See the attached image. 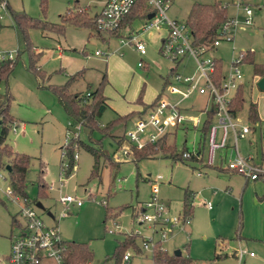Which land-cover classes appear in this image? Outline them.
Instances as JSON below:
<instances>
[{
	"label": "rangeland",
	"instance_id": "374dc122",
	"mask_svg": "<svg viewBox=\"0 0 264 264\" xmlns=\"http://www.w3.org/2000/svg\"><path fill=\"white\" fill-rule=\"evenodd\" d=\"M168 1V15L179 21L186 20L195 3H226L229 16H236L239 20L242 18V12L230 3L231 0ZM7 4L13 12L58 23L61 15L75 7H87L90 15L94 14L99 10L101 0H7ZM0 15V49L17 52L21 41L11 13L4 9ZM132 23L131 29L143 37L149 34L142 33L141 19ZM120 33L126 36L125 32ZM28 38L32 51L38 54L35 66L40 68L44 79L38 81L28 70V53L21 51L13 70L0 83V99L7 94L11 96L9 114L19 125L16 134L8 132L5 143L13 152L30 158L25 194L29 202L39 201L52 212L56 222L41 211L38 214L47 225L56 227L64 242L83 245L90 253V259L83 264H152V253L142 248L141 238L136 240L140 253L133 248L117 253V248L124 240L123 234L131 235L137 230L142 236L148 235L145 226L134 223L133 216L139 205L149 199L151 180L158 176L161 182L157 196L170 205L173 215L181 213L186 190L193 193L190 223L184 226V230L174 229L162 241L169 256L179 250L181 257H189L196 264H264V246L257 242H250L246 247L239 246L235 241L239 228L242 236L264 238V183L247 184L238 174L217 171L215 167L224 165L223 161L220 164L218 158L212 167L190 160L183 163L175 161L172 155L160 152L140 160L132 156L125 159L120 154L123 144L118 146L109 135L100 131L94 132V142L90 143L86 130L82 129L80 141L100 148L112 160L104 162V158H101L99 176L91 178L94 160L74 143L78 133L70 141L75 145L77 160L70 173L64 174L66 168L62 164H67V161L62 157L61 149L66 131L73 132V127L69 126V118L50 87L64 85L70 76L80 73L69 84L68 90L70 94L83 96L95 91L105 76L102 92L109 107L98 119L100 129L118 115L136 110L134 100L143 89L148 92L147 101L156 94H161V99L171 100L172 96L165 85L168 81L163 79H166L173 63L158 52L153 41L146 42L141 37L146 43L147 52L140 56L127 39L120 41L118 37L105 32L98 34L94 28L72 24L65 25L63 34L31 27ZM95 51L101 54L95 55ZM245 51L253 52L254 63L264 64V10H255L252 25L237 24L233 29V39L221 41L208 55L221 60L225 73L231 61ZM140 61L143 62L142 68L137 67ZM193 68V60L185 58L178 73L191 74ZM241 73L244 77V105L238 117L241 124L250 125L247 121L248 106L251 102L255 103L261 112L264 109V91L256 86L257 77L251 63L242 64ZM203 103L204 99L196 98L188 106L199 109ZM143 110L144 106L139 111L131 112L134 116L125 132L132 128L133 120L146 113ZM197 141L196 131L187 130L184 133L179 129L176 133V152L180 153L183 146L190 149L192 143ZM244 144L239 142L240 149L244 148ZM0 175L5 178L0 180V264H6L10 239L17 235L19 225L23 224L18 213L22 202L18 205L10 202L6 196L10 180L5 168H0ZM39 180H43L46 188L43 195L38 188ZM62 195H71L83 205L80 208L70 207L67 215L59 218L63 208L57 200ZM207 203H210L211 209L206 207ZM13 217L19 225L12 223ZM222 249L227 253L242 252V261L239 262L237 257L225 261L214 260V253ZM125 253L131 257L128 263L122 261ZM250 253L255 257L250 258Z\"/></svg>",
	"mask_w": 264,
	"mask_h": 264
},
{
	"label": "built area",
	"instance_id": "2783aa9c",
	"mask_svg": "<svg viewBox=\"0 0 264 264\" xmlns=\"http://www.w3.org/2000/svg\"><path fill=\"white\" fill-rule=\"evenodd\" d=\"M136 1L104 0L100 10L95 13L97 31L108 34L118 30L123 18L131 11ZM168 2V0H146V17L142 20L141 30H159L160 28L166 30L158 51L173 63L172 71L165 79L166 82L168 81L165 85L168 86V93L172 99H161L160 96L141 118L134 121L132 128L125 133L126 145L120 147L121 156L125 159L131 157L130 146L140 150L146 145H156L164 137L176 142V133L179 129H182L184 133H187V130H193L199 133V139L197 143H192L190 149L186 148L187 150L182 153L184 159L206 155L205 165L213 166L215 160L219 159V155H230L225 160V171L242 176L246 182H264L262 164L257 162L251 153L243 154L239 147V142L250 133L251 126L241 124V119L238 117L240 112L233 113L231 110L236 91L243 86L244 77L241 73L243 52L231 61L227 72L222 71L219 84L214 79L215 60L218 58L208 55L220 45L221 41L233 39V29L237 24L252 25L255 10H264V0H231L230 3L242 12V18L239 20L236 16L228 15L229 17L217 28L216 38L211 44L194 43L185 21H179L168 15ZM6 4L7 0H2L0 11L6 9ZM224 5L227 6L226 3ZM150 14L152 16L148 18ZM1 18L2 15H0ZM139 35L140 33L135 31L118 39L120 41L127 39L143 56L147 52L146 43ZM94 53L101 54L100 51ZM15 56L14 50L0 49V62L13 59ZM184 57H189L194 62L191 74L182 75L177 71ZM137 67L142 68L143 62H138ZM196 98L204 99L199 109L188 106V103ZM208 113L211 115V122L205 135L204 149L201 150L198 143L201 140V129L208 119ZM18 127L19 125L14 122L10 131L16 134ZM78 133L79 126L73 127V132L66 131L61 149L63 158H65V147ZM73 158L76 161L77 154H74ZM62 165L67 168V164ZM197 176L200 174L197 173ZM4 179L3 175H0V180ZM160 182V176L151 180V195L146 202L139 205L134 215V223L145 226L148 235L142 236L137 230L133 235L141 238L142 248L149 249L152 254L156 249L167 252L162 241L166 240L174 229L184 230V226L191 220L190 216L184 213L173 215L168 205L159 199L157 192ZM6 196L10 202L17 205L22 202L18 213L23 220V224L19 225V232L12 237L6 264H66V242L59 237L55 226L47 225L41 219L38 214L41 210L35 207V203L15 194L11 187L6 191ZM57 203L63 208L59 218H64L70 207L80 208L83 205V202L71 195L60 196ZM206 207L211 209L210 203H207ZM46 211L52 214L50 210L46 209ZM52 216L53 218L47 217L56 222V217L53 214ZM16 222L18 223L17 220ZM130 258V255L125 253L122 261L128 263Z\"/></svg>",
	"mask_w": 264,
	"mask_h": 264
},
{
	"label": "trees",
	"instance_id": "16d2710c",
	"mask_svg": "<svg viewBox=\"0 0 264 264\" xmlns=\"http://www.w3.org/2000/svg\"><path fill=\"white\" fill-rule=\"evenodd\" d=\"M2 0H0L1 4ZM6 9L10 11L11 16L14 21L16 30L21 41V47L16 52V56L13 59L3 60L0 62V83L2 80L6 79L7 76L13 70L16 62L20 57L21 51L28 53L29 57V66L28 70L32 72L38 81L44 79L43 73H41L40 68L35 66V61L38 56L37 53L32 51L31 43L28 38V29L31 27L39 28L42 31L50 30L55 31L58 34L64 33V27L66 24H72L79 27H89L94 28L98 34H100L96 29L95 24V14L90 15L87 7H75L74 9H68L65 14L60 16V22L53 23L46 20H41L38 18L28 17L23 12H13L10 10L8 4H6ZM146 0H137L132 7L131 11L123 18L120 28L116 31L108 33L114 37H121V29L123 27L131 26L132 22L136 19H143L146 17ZM227 6L222 3H213V4H199L195 3L191 6L188 15L186 17L185 23L189 27L194 43H203L211 44L217 35V28L221 23H223L227 18ZM129 35V34H128ZM202 40V42H201ZM253 52L245 51L242 55V64L251 63L254 69V75L256 77L264 76V64H256L253 60ZM171 72V71H170ZM80 73L70 76L69 80L61 86L50 87V90L56 96L58 102L63 107L69 118V124L72 127L79 126V136L77 137L74 143L77 147L83 148L88 152L94 160L90 177H98L100 169V159L104 158V162H110L112 158L102 151L98 147L90 146L89 144L83 143L80 141V132L82 129L86 130V136L88 141L94 142L92 136L95 131H100L109 135L118 146L126 145L125 138V129L129 121L134 116L133 113H129L124 116L118 115L112 122L102 127L98 123V119L101 117L105 109L107 108L106 98L103 95L102 88L106 82L105 76L102 77V82L100 86L89 96L78 94H70L68 90L69 84L79 76ZM222 77V62L218 58L215 60V75L214 79L217 84L220 83ZM142 91L140 92L137 102H141ZM160 96L150 104L143 105L145 113L149 107H151ZM11 96L9 94L5 95L0 99V168H5L8 173V178L10 180V187L15 194H18L23 199L28 200L27 195L25 194L26 187V174L28 171L30 158L26 155L17 154L12 151V149L5 143L8 132L10 131L13 123L15 122L9 114V104ZM244 105L243 98V86H240L236 91L234 99L232 101L231 110L233 113L241 112ZM247 119L250 123H260V119L257 114V105L255 103H250L248 106ZM211 122V115L208 113V119L204 122L201 129V140L198 143V146L201 150L204 149V140L205 135L208 130V126ZM122 129V130H120ZM116 131V132H115ZM122 131V133H120ZM119 133V134H118ZM264 137V135H263ZM132 157L135 160L144 159L146 156L154 155L157 152H160L163 155H172L175 161L186 162L188 160L194 162H201V155L192 156L188 159H184L182 153L187 150L186 146H183L180 153L176 152V143L175 141H169V138L164 137L156 145H146L143 149L137 150L134 147L130 146ZM65 159L67 161V168L64 171V174L68 175L74 166V153L75 145L71 144L65 147ZM43 180H39L38 188L42 195L44 194L46 188ZM192 198L193 193L189 190H186L184 193L183 200V211L184 214L189 215L192 211ZM38 201H33L36 203ZM135 215V214H134ZM190 216V215H189ZM134 217V216H133ZM12 223L16 226L19 225L16 222V218L13 217ZM240 228L236 232V238L240 236ZM124 235V240L119 243L117 248V253L125 251L127 248H133L136 253H140L141 250L136 245L137 236ZM227 256V255H226ZM233 256V254L231 255ZM91 257L90 253L85 249L83 245H78L75 243H66V264H83L85 261L89 260ZM123 257V256H122ZM221 254L218 252L214 253V260H220ZM166 264H194L189 257H176L175 255L169 256L167 252H161L157 249L152 254V264L159 263Z\"/></svg>",
	"mask_w": 264,
	"mask_h": 264
},
{
	"label": "crops",
	"instance_id": "0c3cea01",
	"mask_svg": "<svg viewBox=\"0 0 264 264\" xmlns=\"http://www.w3.org/2000/svg\"><path fill=\"white\" fill-rule=\"evenodd\" d=\"M103 1L104 0H101V5H100V8L102 7V4H103ZM97 2H98V0H97ZM100 8H99V10H100ZM98 12V11H97ZM97 12H95V13H97ZM94 13V14H95ZM141 20H143V19H141ZM133 24V23H132ZM132 27L131 26H125V27H123L122 29H121V31L122 32H125V34L127 35V34H131V33H134L135 31L133 30V29H131ZM143 34L144 33H149L147 36H142V34L140 35L142 38H144L145 39V41L146 42H154V44H155V46H157L158 47V49H159V46H160V44H161V41L163 40V37L166 35V30H165V28H160L159 30H156V29H150V30H147V31H143L142 32ZM159 52V51H158ZM139 54V53H138ZM140 55V54H139ZM141 56V55H140ZM144 56V55H143ZM185 58H189V57H184L183 59H182V61L185 59ZM245 64V63H244ZM180 66H181V64H180ZM179 66V67H180ZM178 67V68H179ZM170 71H172V68L169 70V72ZM177 71H178V69H177ZM169 74V73H168ZM168 76V75H167ZM260 79V77H257V81ZM163 80H165V78L163 79ZM146 94H148V92H144V89L142 90V96H141V102L139 103V102H137V99L138 98H136L135 100H134V106H136V110H134V111H131V112H135V111H139L140 110V108L143 106V105H150L156 98H157V96H161V94H156L155 96H154V98H152L151 100H149V101H147L146 100ZM106 104H107V101H106ZM257 105V104H256ZM109 107V105L107 104V108ZM131 112H129V113H131ZM129 113H127V114H129ZM127 114H125V115H127ZM257 114H258V117H259V119H260V123H255V124H250V126H251V131H250V133L247 135V137L244 139V140H241L242 142H244L245 144H244V148L243 149H241V151H242V153L243 154H248V153H253L252 155H254L253 157H254V159L257 161V162H259V163H261L262 164V166L264 167V139H263V135H264V109H261V112H259V109H258V106H257ZM120 116H124V115H120ZM134 121L135 120H133V123H134ZM250 123V122H249ZM197 134H198V139H199V133L197 132ZM257 136V137H256ZM256 137V138H255ZM196 143V142H195ZM194 142H193V144H195ZM220 157H219V160H220V164L221 163H223L224 162V165H225V160L230 156V155H219ZM201 157H202V160H201V162H197V163H201V165H204V166H207V165H205V160H204V155H201ZM223 161V162H222ZM224 165H223V167L222 166H220V167H215L216 169H217V171H219V172H226V173H229V172H227V171H225L224 170ZM207 167H212V166H207ZM229 174H231V173H229ZM246 182V181H245ZM258 183L259 182H261V181H257ZM257 182H253V183H257ZM247 184L248 183H251V182H246ZM264 183V182H263ZM192 192V191H191ZM263 197H264V195H263ZM163 202V201H162ZM164 203H166V202H164ZM167 204V203H166ZM168 205V208H169V211L171 212V210H170V205L169 204H167ZM192 207H193V198H192ZM184 213V211H183V202H182V210H181V213H179V214H183ZM189 215H190V218L192 219V215H193V208H192V211H191V213H189ZM240 236L241 237H239V238H236L235 239V241H236V243H238L239 244V246H247V244L248 243H250V242H257V243H259L260 245H262V246H264V238H263V236H257V237H254V238H248V237H245V236H242L241 234H240ZM11 240L12 239H10V243H11ZM10 248V247H9ZM175 252V251H174ZM9 253V252H8ZM168 253V252H167ZM220 254H221V259H220V261H225L226 259H229V258H236L237 257V259L239 260V262H241L242 261V259H243V254H242V252H241V257H239V253L238 254H236V252L235 251H233L232 253H227L226 251H223V249H222V251L221 252H219ZM233 254V256H231ZM227 255V256H226ZM181 256V255H180ZM249 256H250V258H254L255 256H253V254L252 253H250L249 254ZM7 258V257H6ZM6 258H5V261H6ZM219 261V260H218ZM194 263V262H193ZM194 264H196V263H194Z\"/></svg>",
	"mask_w": 264,
	"mask_h": 264
},
{
	"label": "water",
	"instance_id": "95a60500",
	"mask_svg": "<svg viewBox=\"0 0 264 264\" xmlns=\"http://www.w3.org/2000/svg\"><path fill=\"white\" fill-rule=\"evenodd\" d=\"M152 16V14L148 15V18H150ZM202 42V40H201ZM256 86L259 90L264 91V76L261 77L257 82H256ZM35 207L38 208L39 210H41L42 212H45L46 215L50 218H53L52 214L49 211H46V208L44 207V205L41 202H36L35 203ZM176 257H179L181 255L179 250H176L174 252V254Z\"/></svg>",
	"mask_w": 264,
	"mask_h": 264
}]
</instances>
